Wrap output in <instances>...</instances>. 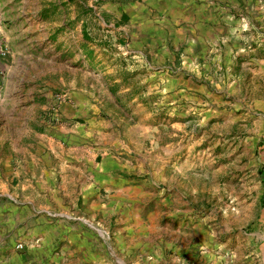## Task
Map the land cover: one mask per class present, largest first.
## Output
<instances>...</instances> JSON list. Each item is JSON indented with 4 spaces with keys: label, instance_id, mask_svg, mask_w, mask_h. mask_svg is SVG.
Masks as SVG:
<instances>
[{
    "label": "rangeland",
    "instance_id": "374dc122",
    "mask_svg": "<svg viewBox=\"0 0 264 264\" xmlns=\"http://www.w3.org/2000/svg\"><path fill=\"white\" fill-rule=\"evenodd\" d=\"M155 4L13 0L0 15L12 18L4 23L16 38L32 32L44 40L53 36L68 54L78 39L94 44V57L86 64L107 71L105 81L117 80L111 83L117 87L111 93L114 105L107 110L115 128L110 138L152 147L156 164L159 155L175 159L172 180L162 179L156 189L176 190L177 216L162 206L143 257L129 248V256H135L118 264H264V0L221 2L214 11L216 34L196 47L190 26L182 43L173 39L180 23H162L166 12ZM142 31L145 57L135 62L122 52L130 45V32ZM149 65L162 67L164 87ZM98 94L106 96L103 87ZM139 121L149 128L145 141L139 139ZM161 144L169 150L160 152Z\"/></svg>",
    "mask_w": 264,
    "mask_h": 264
},
{
    "label": "crops",
    "instance_id": "0c3cea01",
    "mask_svg": "<svg viewBox=\"0 0 264 264\" xmlns=\"http://www.w3.org/2000/svg\"><path fill=\"white\" fill-rule=\"evenodd\" d=\"M12 1L0 0V10ZM223 1L154 3L166 12L162 23H180L173 39L182 43L192 31L191 46L196 47L216 34L214 11ZM144 15L136 21L143 24ZM9 19L14 22L0 15V264H118L135 256H129V248L138 250L140 259L164 213L161 207L178 214L176 190L156 189L162 179L172 180L175 159L159 155L156 164L152 147L110 138L115 128L107 110L114 105L111 93L117 87L111 83L117 80L105 81L107 71L86 64L94 57V44L78 39L68 54L53 36L44 40L32 32L16 38L5 26ZM130 39L122 53L142 61L143 31L130 32ZM21 41L24 47L18 46ZM149 68L164 87L162 67ZM101 87L104 98L98 94ZM63 90L67 99L61 101L57 93ZM136 125L145 141L149 128L142 121ZM159 148L169 150L167 144Z\"/></svg>",
    "mask_w": 264,
    "mask_h": 264
},
{
    "label": "built area",
    "instance_id": "2783aa9c",
    "mask_svg": "<svg viewBox=\"0 0 264 264\" xmlns=\"http://www.w3.org/2000/svg\"><path fill=\"white\" fill-rule=\"evenodd\" d=\"M65 99H67V95H66L65 93H62V94H60V95L58 96V100L63 101V100H65ZM55 120H56V119H55ZM55 120H54V121H55ZM56 122H57V121H56ZM50 215H52V216H57V215H59V214H57V213H50ZM17 247L21 248V247H22V244H18Z\"/></svg>",
    "mask_w": 264,
    "mask_h": 264
},
{
    "label": "trees",
    "instance_id": "16d2710c",
    "mask_svg": "<svg viewBox=\"0 0 264 264\" xmlns=\"http://www.w3.org/2000/svg\"><path fill=\"white\" fill-rule=\"evenodd\" d=\"M111 91H114L113 89L111 90ZM264 173V172H263ZM263 173H261L262 174V176L264 177V174ZM264 181V180H263Z\"/></svg>",
    "mask_w": 264,
    "mask_h": 264
}]
</instances>
